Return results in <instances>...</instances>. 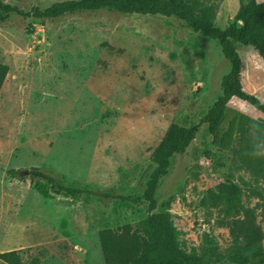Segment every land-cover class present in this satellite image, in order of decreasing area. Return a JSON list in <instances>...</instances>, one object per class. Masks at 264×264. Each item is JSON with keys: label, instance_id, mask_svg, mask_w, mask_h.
Here are the masks:
<instances>
[{"label": "rangeland", "instance_id": "obj_1", "mask_svg": "<svg viewBox=\"0 0 264 264\" xmlns=\"http://www.w3.org/2000/svg\"><path fill=\"white\" fill-rule=\"evenodd\" d=\"M2 1L29 11L62 0ZM205 3L215 5L212 25L225 29L239 0ZM234 45L243 88L264 102V60L253 47ZM0 63L8 67L0 87V252L16 250L23 264H105L99 232L120 233L146 213L144 204L93 194L54 196L32 169L65 186L139 194L167 130L196 122L229 70L218 42L183 20L107 8L44 19L10 13L0 21ZM249 120L262 125L254 151ZM262 121V112L232 97L213 133L201 125L185 152L171 157L158 181L156 211L170 213L186 251L203 254L207 234L215 251L206 257L231 263L229 231L205 199L228 181L242 189L264 242Z\"/></svg>", "mask_w": 264, "mask_h": 264}, {"label": "trees", "instance_id": "obj_2", "mask_svg": "<svg viewBox=\"0 0 264 264\" xmlns=\"http://www.w3.org/2000/svg\"><path fill=\"white\" fill-rule=\"evenodd\" d=\"M104 8L123 14L175 16L183 20L192 31L216 40L223 57L229 62V70L221 77V92L196 122L189 126H170L152 153L153 167L142 191L137 195L97 193L87 188L65 186L52 175L37 168L32 169L30 175L45 182L54 196L93 194L105 199L145 205V216L134 225H124L117 234L109 229L99 232L105 264H225L206 257L215 251L212 246L214 239L207 234H204L202 239L203 254H199L193 247L189 251L184 249L179 239L180 231L175 227L170 213L156 211L155 193L159 179L167 173L171 157L185 152L201 125L206 124L213 133L232 97L246 102L264 114V102L242 86L241 57L234 45V41H237L242 45L251 46L264 60V1L239 0L233 20L225 29L212 25L215 5L206 4L205 0H62L44 8L33 7L29 11H22L17 6L0 0V21H5L12 12L44 19ZM7 71V65L0 63V87ZM248 122L251 129V146L248 148L249 151H254V140L262 137L259 130L262 125L255 120ZM262 123L264 125V121ZM239 124L238 132L244 135L246 129H242V122L239 121ZM231 134L230 126L221 137L220 143L223 147L229 146ZM257 160L259 163L264 162V158L260 156ZM255 169L258 171L260 166L256 164ZM7 173L11 177H18V171L15 169H9ZM205 199L218 211L217 225L226 227L229 231V264H264L261 231L255 222L253 209L246 207L242 202V189L233 182H223L216 190H210ZM262 215L264 217V212ZM0 262L23 264L19 253L14 249L0 252Z\"/></svg>", "mask_w": 264, "mask_h": 264}]
</instances>
